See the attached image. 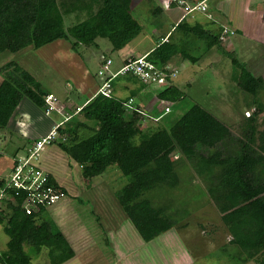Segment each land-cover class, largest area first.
<instances>
[{
	"label": "trees",
	"instance_id": "1",
	"mask_svg": "<svg viewBox=\"0 0 264 264\" xmlns=\"http://www.w3.org/2000/svg\"><path fill=\"white\" fill-rule=\"evenodd\" d=\"M131 2H95L88 6L85 21L65 29L57 0H0V54L18 53L29 47L38 50L57 39L69 41L73 51L80 46H97L98 39H107L111 51H119L142 32L141 25L133 17ZM202 27L185 21L178 24L176 33L183 36L180 42H173L171 36L150 51L146 60L164 70L177 56L190 63L200 58L191 55L188 49L190 37L204 41L207 51L227 42H220V32L214 34ZM103 58V61L108 59ZM231 63L240 71L239 89L257 97L264 87L262 78L253 75L235 58ZM12 68L14 72L9 71ZM110 70L113 71L112 66ZM0 75L3 77L0 129L8 126L24 98L41 110L46 108L40 83L20 66L9 62L0 68ZM120 76L110 81V97L98 94L85 105L81 103L83 106L78 114L82 115V121L75 119L73 110L65 109L70 118L59 121L58 138L50 143L55 142L80 167L83 178L92 180L108 174L117 178L120 187L114 192L115 199L145 242L174 226L186 227L185 218L203 205L198 200L185 198L182 201L179 197L175 201L173 197L172 191L183 184L181 180L191 168L206 189L205 193H199L209 196L229 233L230 239L220 249L225 252V247L234 245L239 253L228 255L229 258L238 259L242 264L252 260L264 264V131L258 130V112L240 124L238 136L197 104L168 128L153 119L142 123L139 107L133 106L135 93L130 98L114 94V82ZM123 77L144 85L131 74ZM173 81L158 86V99L169 105L181 103L185 98ZM172 155L184 160L175 161ZM187 177L193 178L190 174ZM47 180L54 190L67 195L52 176L47 174ZM5 183L0 180V187ZM158 189L164 196L161 201L154 202L152 193ZM6 193L12 196L14 191L8 189ZM185 194V197L191 195L187 191ZM24 196V193L16 196V204L5 199L0 211V224L8 237L6 251L0 254L1 263L33 264V258L43 249L47 250L49 264L70 260L74 251L54 221L48 218L46 207L40 206L37 212L28 215L21 207Z\"/></svg>",
	"mask_w": 264,
	"mask_h": 264
},
{
	"label": "rangeland",
	"instance_id": "2",
	"mask_svg": "<svg viewBox=\"0 0 264 264\" xmlns=\"http://www.w3.org/2000/svg\"><path fill=\"white\" fill-rule=\"evenodd\" d=\"M139 1L142 4L135 8L133 17L137 21L140 20L138 22L144 31L154 34L151 31L152 27L162 23L163 17L161 14L158 15V10L162 9L163 4H166V0H133L134 3ZM95 2L100 4L101 0H57L63 15L64 28L68 29L85 21L88 6L94 5ZM68 6L70 9H68ZM182 8L184 10V7ZM211 8L208 10L209 15H218L214 11L216 8ZM147 13L155 16L153 24L150 16H147L150 19L141 20V15L146 16ZM219 20L222 22L221 19ZM211 21H213L212 18ZM201 25L203 24L201 23ZM142 33L143 35L141 34L129 43V46L134 48L132 51H135L136 54L148 50L158 40L155 35H150L147 38L144 32ZM175 36L173 37L174 41ZM235 39L237 40V37ZM192 40L193 43L188 45L191 55H201L200 53L203 50L201 48L205 45V42L195 37L189 38L187 41ZM233 40H231L232 43ZM250 43L246 41L243 44L244 46H239L240 48L234 43L236 48L229 54L225 50V53H222L219 48H214L215 52L202 58L198 64L190 65L182 70L180 66L178 70L176 68L177 74L172 80H174V84L178 83V86L176 84L177 88L179 87V90L185 95L184 104L180 106H185V108H181V110L186 112L197 104L237 136L240 134V124L242 125L246 118L258 112V130L264 131V87L260 89L257 97H254L241 91L236 81L232 80L231 77L232 75L236 76L235 72H237L231 64V60L235 58L239 63L244 64L253 75L261 77L264 83V41L253 42L252 46ZM70 44L69 41L57 39L38 50L29 47L18 53L3 52L0 54V68L9 62L17 64L21 70L28 72L40 83L44 93L42 97L44 102L48 95H53L57 106H63L66 111L73 110L75 119L82 121L83 118L81 114H78L77 106H80L94 91L96 93H93L91 97L98 95V89L102 85L98 76V72L101 70L99 61H103V56L110 58L112 61H118L119 54L111 51V44L107 39H98L97 46L91 45L84 49L80 48L81 56L77 54L76 57L70 49ZM249 51H252V54L254 52V55H256L252 60H248ZM77 58L81 60L79 61ZM129 58L131 57L129 56ZM175 60L176 63L183 61L180 56H177ZM189 67L192 70H188ZM165 68L172 69V65H166ZM112 69L113 71L109 70V76L115 73L113 66ZM14 70L12 68L9 71L14 72ZM231 70L234 71L231 72ZM83 74L86 77L84 79L82 78ZM238 74H240L239 70ZM78 78L83 81L77 84V87L75 80ZM122 78L123 75L115 81H120ZM2 80L3 77L0 75V83ZM118 86L121 87V83L118 82L117 88ZM147 87L149 88H146L145 91L148 90L154 96L157 95L161 86L151 84ZM145 99L148 98L143 96L137 102H144ZM179 103L170 104L171 113L165 114L163 118H161V115L158 123L168 128L169 125L177 121L184 114V112L179 113L180 115L177 114L179 111L176 113V106ZM20 104L22 106L19 105L13 114L16 117L15 120L12 121V117L8 126L0 129V180L7 182L14 167L19 162L30 159L29 168L52 176L58 185L67 191V195L62 196L59 201L46 208L48 218L54 221L74 251V256L63 264H152L154 260L155 264H158L157 261L159 260L162 261L161 264H169L170 259L172 261L176 260L171 264H242L238 259L229 258L228 256H237L239 253L238 247L229 245L225 247V252L220 249L230 238L229 233L222 225L221 216L209 196L207 194L202 196L203 194L199 193H205L206 189L204 184L194 176L191 168L184 174L181 180L183 184L172 191L173 197L175 201L179 197L182 201L185 198L198 200L200 205H203L185 218L184 221L188 222L186 227L177 228V226H174L154 238V242H136L135 238H129L130 236L127 234V228L129 227L126 225L127 217L114 196V192L120 187L119 182L115 180L117 178L109 176L110 174L92 180L83 178L80 167L61 151L55 142L50 143L58 138L56 130L53 131L52 135H49L54 126L50 128L51 130L47 135L35 139V135L32 134L36 133L35 121L31 120L32 125L30 126V124L25 123L24 119V115L34 113L35 110H37L39 118L44 116L56 123H59L62 119L65 121L70 116L62 113L63 117L61 118L53 111L48 114L47 105L45 109L41 110L27 98H24ZM76 104L78 105L76 106ZM153 110H158V107H154ZM154 111L153 113L157 112ZM141 115L144 117L142 123L153 119L152 117L147 119L146 117L149 115L144 111H141ZM65 117L67 118L65 119ZM39 125L37 123V126ZM38 135L36 134V136ZM48 135L51 137L50 140L46 141L41 147L35 148L37 142ZM28 139H30V142L27 141ZM33 145L35 146L32 147ZM28 155L29 157H27ZM171 158L180 161V163L184 160L177 155H172ZM189 174L193 176L192 180L187 177ZM122 183L121 181L120 185ZM184 187H188L189 191ZM186 191L191 195L185 197ZM152 194L160 195L159 189ZM153 199L154 202L159 201ZM6 217H8V214ZM2 228L3 224H0V243L4 248L8 237ZM175 230L179 231L176 232ZM122 234H127L129 237L123 238ZM149 252L151 254L150 258H148ZM143 254L147 259H141ZM147 260H149V263H147ZM32 263L49 264L47 250L43 249L38 257L33 258ZM243 264L257 263L252 260Z\"/></svg>",
	"mask_w": 264,
	"mask_h": 264
},
{
	"label": "crops",
	"instance_id": "3",
	"mask_svg": "<svg viewBox=\"0 0 264 264\" xmlns=\"http://www.w3.org/2000/svg\"><path fill=\"white\" fill-rule=\"evenodd\" d=\"M131 3H132L131 4L132 5L131 6L132 7L131 11H132V14H134L135 8L139 7V5L142 4V2L139 1V2L134 3L133 0H132ZM186 3L187 4H194L196 2H188L187 1ZM205 5L208 7V10L211 7H215L216 9L214 11H216L218 15L210 16L208 11L206 13L194 12V13H190V14H185L183 8L178 6V5H176V4L175 5L171 4L168 8H166L165 5L163 4L162 9L158 10V15L159 14L162 15V17H163L162 23H164L163 24L164 26L162 25V23H159L155 27L153 26L152 27L153 29L151 31L154 34H149L150 33L149 31H144L143 28H142V32H144V35L147 38L150 37V35L151 36L155 35L158 38V40L155 43V45L151 46L148 50H146V51H144L142 53H137L136 54L135 51H132L134 48L129 46V44H127L123 49H121L119 51H115V52H118V54H119L118 61H112V65L111 66H113L115 68L114 70L117 71L122 66L123 61L125 59H127L129 56L130 57L146 56L158 44H161V43H164V42L168 41L171 38V36L174 37V35H176L175 36V38H176L175 41L173 40L174 38H172L173 42H175V43L180 42L179 40H181V38H183V36L179 32L176 33L177 30H175V28H176V26L178 24H181L184 21L189 23L190 25H195V24H200L201 25V23H202L203 24L202 26L206 30H210L211 33H214V34L220 32V26L221 25H226V26L231 27L234 30V34L231 35L228 38L226 43L221 44L220 47L215 46V47H212L211 49H209L207 51V50H204V46H205L204 45L201 48V49H203L202 52L200 53L201 55H199L201 58H199L195 63H190L188 60H183L180 63L179 62L176 63V60H175L176 57H175L173 59V61L168 63V65H172L173 69L177 68V70H178V68L180 66V68L182 70L183 68H186V67H188L190 65L198 64L201 61L202 58H205V56L208 57L209 54H212V52H215L214 48L215 49L219 48V50L222 53H225L224 52V50H225L229 54L230 52H233L234 49L236 48L234 43L236 44L237 47H239V46H244L243 44H245L246 41H249V43L251 42L250 43L251 46L254 44L253 42L259 43V41L260 42L264 41V0H209V1L205 2ZM68 9H70L69 6H68ZM147 16H150L152 18V21H153L152 24H153L154 23V19L153 18L155 16H152V14L147 13L146 16L144 14H142L140 18H141V20H143L145 18H149ZM209 16L213 19L214 23H213V21H211V18ZM219 19H221L222 22H220ZM215 20H217V21H215ZM138 21H140V20H138ZM213 25H215L216 27H214ZM142 32L138 36H140L141 34L143 35ZM233 37H235V38L237 37V40L235 38L233 40ZM192 38L193 37H190V39H192ZM231 40H233L234 42L232 43ZM189 43L192 44L193 40L190 41ZM96 44H97V42H96ZM80 48L84 49L86 47L80 46L77 51H73L71 49V46H70L71 51L74 52V56L75 55L77 56V54H79V56H81ZM75 52H77V53H75ZM254 54H255L254 52L252 54V51H249V53H248V58L249 59L248 60H250V59L252 60L254 57H256V55H254ZM77 59L79 61L81 60L80 58H77ZM228 60L230 61V59H228ZM103 63H104V61H99V68H102ZM232 67L235 68V66H233V65H232ZM187 69L188 70H192V68H190V67L187 68ZM235 69L237 71V72H235L236 76L232 75L231 77H232V80H235L236 83H237L239 74H238V69L237 68H235ZM233 71L234 70H231V72H233ZM82 76H83L82 77L83 79L86 78V77H84V74ZM184 76H185V74H184ZM75 81H76V86H77V84L81 83V81H83V80H80L78 78ZM118 82L121 83V87L118 86V88H117V83ZM175 83H176V81H175ZM176 84L178 86V83H176ZM176 84H175V86H176ZM146 88H149V87H147L145 85H141L139 83L137 84V82H134V81L133 82L129 81L128 79H126V77H123L122 79H120V81L116 82V85L114 87V94L117 97L130 98L131 94L135 93L134 97H133V102L135 103V101H136V104L135 105L133 104V106H138L140 111L146 112L149 115L148 117H146L147 119L152 117L154 120L158 121V119L163 118V116H165V114H166V113H164L162 111H158V110H160V108H161V106L163 104H167V103L165 101H161L160 99H158L157 95L153 96V94H151L148 90L145 91ZM178 89H179V87H178ZM150 90H154V89H150ZM93 93H96V91H94ZM92 94L89 95V97H87V99H85L83 101L84 102L83 105H85L86 102L92 98L91 97ZM143 96H146V98H148V99L147 100L145 99L144 102H142V101L140 103L137 102V100L139 98H142ZM182 104H184V101H182L181 103H179L176 106V110H177L176 113L179 111L177 114L184 112V110H181V108L184 109L185 106L180 107ZM19 105H20V107L22 106V104H19ZM77 105L78 104H76V106ZM167 105H169V104H167ZM80 106L82 107L81 104H80ZM80 106H77V107H80ZM156 106L158 107V110H156L157 112L153 110V108L156 107ZM20 107H19V109H20ZM169 107H170V105H169ZM153 111L156 112V113H153ZM23 112H25V111L23 110ZM62 113H65V109L62 111ZM169 113H171V107H170V112H168L167 114H169ZM150 114L151 115L154 114L153 115L154 117L151 116ZM24 116H25V118H24L25 119V123L30 124V126L32 125L31 120L35 121V123H36V128H35L36 129V133L34 134V133L31 132L33 135H35V137H34L35 139L38 138L39 136L41 137V136L47 135L48 132L51 130L50 128L57 124L56 122H52L51 119L45 118L44 116H43V118H42V116H41V118H39V114L37 113V110H35L34 113H31L29 115H24ZM160 116H161V118H160ZM48 117H50V116H48ZM15 118L16 117L13 115V120L12 121H14ZM37 123H38V125L40 123L41 124L39 126H37ZM36 134H39V135L36 136ZM160 191H161V194L159 196L158 195H154L155 199L161 200L163 198L164 195L162 193V190H160ZM126 222H127V224H126L127 227L129 226L127 228V230H128L127 234L130 237L127 234H122V237L123 238H127V237L132 238L133 237V238H135L136 242H138V241L140 242L141 241L140 243H144L145 241L140 237L139 233L137 232V230L135 229L133 224L128 219L126 220ZM129 222L131 223V225H130ZM175 231L177 232L179 230H175ZM229 239H227V241ZM7 242H8V240H6L4 248H3L2 244L0 243V254L3 253L4 251H6ZM149 242H154V239L150 240ZM144 257H145V254H143V257L141 259H147L146 257L145 258ZM150 257H151V254L149 252L148 253V258H150ZM154 261H152V264H155ZM174 261L176 262V260L172 261V259H170L169 260V262H170L169 264H171V262H174ZM157 262H158V264L162 263L161 260H159ZM147 263H149V260H147ZM164 263H166V262H164ZM0 264H3V263H1V261H0Z\"/></svg>",
	"mask_w": 264,
	"mask_h": 264
},
{
	"label": "built area",
	"instance_id": "4",
	"mask_svg": "<svg viewBox=\"0 0 264 264\" xmlns=\"http://www.w3.org/2000/svg\"><path fill=\"white\" fill-rule=\"evenodd\" d=\"M207 1L208 0H202L190 5L184 0H166L165 7L168 8L174 3L180 7H184L185 14L194 12L206 13L208 11V7L205 5V2ZM220 30V42H226L228 38L234 34V30L226 25H221ZM125 61L126 62L110 76L109 70L111 60L106 59L104 61L101 70L98 72V76L101 80H104L105 78V80L102 82V85L98 89L99 94L105 97H110L112 95L110 81L118 75L131 74L135 76L139 82L146 86L151 84H158V86H160L166 84L168 80L172 81V79L177 74L176 69L164 68L163 70L156 67L153 63L147 61L145 56L131 58L128 57ZM45 103L48 107V114L50 111H53L62 117L63 114H65H62V111L64 110L63 106H57L56 99L53 95H48ZM80 109L81 107H77V111ZM158 111L168 113L170 112V107L167 104H163ZM66 118L67 117H65V119ZM59 125L60 123H57L49 135H52V133H54L53 131H55ZM49 135L39 140L36 146L33 145L32 147H41L46 141L50 140L51 137ZM29 155L27 157H29ZM27 160L24 162H19L18 165L14 167V170L11 171L7 182L2 187H0V211L6 202L4 201L5 199H8L13 204H16V196H19L21 193L25 194L21 207L28 215L37 212L40 206L48 208V206L56 203L60 200V198H62V196H64L62 192L56 191L48 185L47 174H44L39 170H33L29 168L30 159L28 161ZM8 189H12L14 191L12 196L7 195L6 191Z\"/></svg>",
	"mask_w": 264,
	"mask_h": 264
},
{
	"label": "clouds",
	"instance_id": "5",
	"mask_svg": "<svg viewBox=\"0 0 264 264\" xmlns=\"http://www.w3.org/2000/svg\"><path fill=\"white\" fill-rule=\"evenodd\" d=\"M209 1V0H208ZM59 115V114H58ZM61 116V115H60ZM142 116V115H141ZM143 117V116H142ZM143 119H144V117H143Z\"/></svg>",
	"mask_w": 264,
	"mask_h": 264
}]
</instances>
